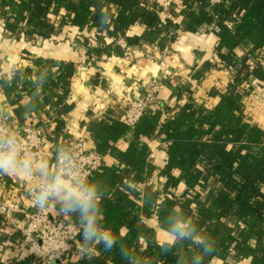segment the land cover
I'll list each match as a JSON object with an SVG mask.
<instances>
[{
	"label": "trees",
	"instance_id": "16d2710c",
	"mask_svg": "<svg viewBox=\"0 0 264 264\" xmlns=\"http://www.w3.org/2000/svg\"><path fill=\"white\" fill-rule=\"evenodd\" d=\"M208 1L0 0V18L9 38L46 40L77 26L88 59L123 56L128 48L145 45L159 52L173 50L182 32L212 33L217 39L213 59L196 67L191 81L177 86V96L188 97L178 109L160 104L130 126L124 120V106H113L104 120L87 125L97 151L116 161L105 160L88 181L107 188L101 200L104 219L98 223L118 243L111 252L101 245L88 246L98 254L84 251L78 264H130L119 253L121 245L139 264H178L180 257L190 261L199 252L196 245L177 241L165 252V242L158 240L151 224L157 221L165 231L172 216L192 220L201 234L214 240V251L204 264L213 259L230 264L246 257L250 264H264V129L251 121L244 104L256 82L264 92V0H226L212 7ZM137 25L140 33H131ZM91 31L96 46L89 42ZM213 69L228 70L231 81L211 89L215 103L209 104L194 98L193 82H201ZM76 71L73 61L40 56L0 78V89L18 119L26 120L22 103L28 99L36 113L32 121L46 129L57 150L70 138L67 116L73 104L66 100ZM163 110H168L167 117ZM123 140L128 142L125 149L119 147ZM153 140L164 146L166 155L159 173L164 180L155 186L149 183L157 169ZM68 215L77 227L79 247L86 250L77 215ZM54 217L64 221V214ZM9 224L0 214V244L13 248L11 235L5 232ZM0 264L44 263H37L30 252ZM67 264H72L71 258Z\"/></svg>",
	"mask_w": 264,
	"mask_h": 264
},
{
	"label": "crops",
	"instance_id": "0c3cea01",
	"mask_svg": "<svg viewBox=\"0 0 264 264\" xmlns=\"http://www.w3.org/2000/svg\"><path fill=\"white\" fill-rule=\"evenodd\" d=\"M164 15V14H162ZM53 16L51 17V19ZM140 26H134L131 33L139 34ZM81 30L77 26H69L66 33L58 37L46 40H29L28 38L15 39L5 33L3 21L0 18V78L8 76L20 66L32 63L36 57L54 58L57 60L73 61L76 63L77 76L72 81V89L67 97V103L73 104L67 116V134L73 138H83L89 147L95 148V142L87 125L91 121L100 122L113 106H123L125 102L141 98L147 91V85L154 78L160 81L157 94L159 104L168 110H176L184 105L188 97L177 96L181 83L191 81L194 69L208 59H213L217 39L212 33L196 35L191 33H180L173 50L159 52L155 46L145 45L143 49L128 48L123 56L103 55L99 60L88 59L86 47L80 37ZM89 42L96 46L97 40L92 31L88 32ZM231 81V74L226 69H213L207 72L201 82H193L195 99L205 103H215L210 96L213 88L226 86ZM251 89L245 97V113L251 121L259 124L264 129V92L258 87ZM25 121L21 122L15 114L13 106L9 104L2 89H0V132L3 124H7L12 135L19 137L23 133L25 124L35 120L36 113L30 106L28 99L22 103ZM168 110H163V117L169 115ZM51 131V128L48 129ZM127 141L119 143V147L125 149ZM152 159L157 167L154 178L150 184L153 186L162 182L160 171L165 163V148L157 140L151 141ZM56 142L49 140L45 147L52 152V156L41 160H47L50 165L56 164L58 151ZM108 163L116 161L111 155H106ZM6 180L8 185L5 189L7 195L13 196L21 189L31 190L35 187L34 181H29L23 176H4L0 181ZM26 207H35L44 210L52 216L63 214L61 206L55 201L50 202L47 207L38 208L34 201L28 200ZM151 224L157 229V238L165 242L166 231L160 229L157 221ZM21 226V225H20ZM17 223L6 226L5 232L12 240L13 248L6 243L0 244V260H13L23 258L30 254V238L24 236ZM22 227V226H21ZM13 233V234H10ZM10 244V246H12ZM80 254L71 256L72 264H78ZM251 258L235 261L230 264H250ZM211 264H227L220 259H213Z\"/></svg>",
	"mask_w": 264,
	"mask_h": 264
},
{
	"label": "clouds",
	"instance_id": "9594fccd",
	"mask_svg": "<svg viewBox=\"0 0 264 264\" xmlns=\"http://www.w3.org/2000/svg\"><path fill=\"white\" fill-rule=\"evenodd\" d=\"M68 157L58 151L56 164L50 165L47 160H37L35 153L22 149L17 137L0 132V177L23 176L35 182L30 195L38 208H45L52 201L66 210L76 214L82 229V241L87 247L101 245L105 252L116 248L118 239L98 223L103 220L101 200L107 194L105 186L88 181L74 169L65 167ZM167 223L165 248L167 252L175 242L188 240L196 245L190 261L180 257L178 264H204V258L214 251V240L201 234L197 223L183 216H172ZM123 260L130 264L139 261L123 245L119 247Z\"/></svg>",
	"mask_w": 264,
	"mask_h": 264
},
{
	"label": "built area",
	"instance_id": "2783aa9c",
	"mask_svg": "<svg viewBox=\"0 0 264 264\" xmlns=\"http://www.w3.org/2000/svg\"><path fill=\"white\" fill-rule=\"evenodd\" d=\"M225 1L209 0L208 6H216ZM160 84V81L154 78L147 85L144 96L124 103V120L130 126H135L148 109L153 110L159 107L157 94ZM2 132L11 134L5 123ZM17 140L22 149H26L29 153H35L37 160L52 156V152L45 149L49 141L46 129L35 125L34 121H28L25 124L23 133L17 137ZM66 142L68 144L63 151L68 157L65 163L66 168L74 169L88 180L94 171L103 166L105 156L98 152L96 148L89 147L85 139L70 137ZM149 183L151 182L149 181ZM7 185L6 180L0 181V214L12 223L22 226H20L22 234L31 239L29 242L30 249L37 263L67 264L68 259L73 254L83 255L84 251L93 255L98 254V250L94 247L87 248V250L79 247L77 227L70 222L67 212L63 211L64 221L59 223L48 212L25 206L26 201H33L30 195L32 189H21L10 196L5 191Z\"/></svg>",
	"mask_w": 264,
	"mask_h": 264
}]
</instances>
